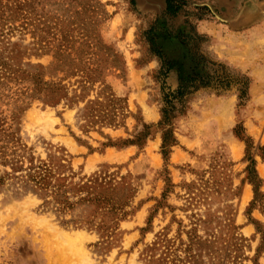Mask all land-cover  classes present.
<instances>
[{"label":"rangeland","instance_id":"rangeland-1","mask_svg":"<svg viewBox=\"0 0 264 264\" xmlns=\"http://www.w3.org/2000/svg\"><path fill=\"white\" fill-rule=\"evenodd\" d=\"M248 1L0 0V175L64 155L77 202L0 190V264H264V91L197 30Z\"/></svg>","mask_w":264,"mask_h":264},{"label":"crops","instance_id":"crops-1","mask_svg":"<svg viewBox=\"0 0 264 264\" xmlns=\"http://www.w3.org/2000/svg\"><path fill=\"white\" fill-rule=\"evenodd\" d=\"M232 5L226 9L229 22L220 27L204 21L197 30L212 37L214 54L248 72L253 81L249 91H264V0H249L244 6L239 3L238 9Z\"/></svg>","mask_w":264,"mask_h":264},{"label":"trees","instance_id":"trees-1","mask_svg":"<svg viewBox=\"0 0 264 264\" xmlns=\"http://www.w3.org/2000/svg\"><path fill=\"white\" fill-rule=\"evenodd\" d=\"M173 1L179 2V0H167V11L173 10ZM162 61L165 63L162 58L161 52L156 51ZM170 69V66L168 67ZM195 78L190 79L189 85H185L184 79L179 80L176 90L169 91L164 94V105L162 109V114L165 119L173 117L176 112H183V107L195 86ZM192 90H189L188 88ZM64 155L59 156L58 164H55L50 158L45 161H41L38 165H29L25 169L20 170L18 174H10L5 172L0 175V190L7 189V187L12 186L14 191H32L39 195L43 203L46 206H50L56 213H64L67 208L72 209L73 205L77 203L76 201L70 200L68 192L70 188L61 187L60 183H57L60 178L57 176L61 172H56L57 167H64L61 161L64 159ZM56 167V169H54ZM60 194L62 198L57 197L56 195ZM94 216V215H93ZM70 222L74 223L76 226H88L94 227L93 217L86 215L85 217L71 218ZM69 221H63L67 223ZM100 229L101 227H96Z\"/></svg>","mask_w":264,"mask_h":264},{"label":"bare ground","instance_id":"bare-ground-1","mask_svg":"<svg viewBox=\"0 0 264 264\" xmlns=\"http://www.w3.org/2000/svg\"><path fill=\"white\" fill-rule=\"evenodd\" d=\"M73 238H81V236L76 234L75 236H73Z\"/></svg>","mask_w":264,"mask_h":264}]
</instances>
